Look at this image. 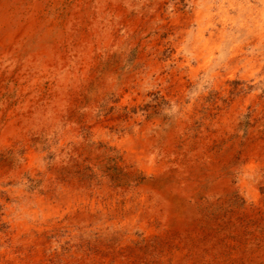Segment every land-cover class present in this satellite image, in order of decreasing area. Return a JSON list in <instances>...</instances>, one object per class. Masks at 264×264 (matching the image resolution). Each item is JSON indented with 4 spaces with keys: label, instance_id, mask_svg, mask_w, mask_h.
I'll use <instances>...</instances> for the list:
<instances>
[{
    "label": "rangeland",
    "instance_id": "rangeland-1",
    "mask_svg": "<svg viewBox=\"0 0 264 264\" xmlns=\"http://www.w3.org/2000/svg\"><path fill=\"white\" fill-rule=\"evenodd\" d=\"M50 1L63 20L85 4L80 30L88 43L75 42L85 51L78 82L65 93L40 96L55 99L54 125L0 144V189L14 194L9 199L1 190L0 202L17 205L39 231L29 249L15 248L16 216L4 222L0 204V264H173L163 246L182 250L191 264H264V95L248 98L252 71L210 81L211 51L192 69L184 66L176 44L193 13L186 0H116L114 7L106 0L102 13L97 3L104 0ZM95 19L104 25L99 32ZM19 74L7 75L8 114L27 97ZM126 137L151 138L162 168L148 172L128 160ZM28 147L38 155L29 157ZM251 182L257 198L245 186ZM67 187L92 194L107 187L122 213L148 195L161 217L150 231L138 220L106 216L104 205L86 207L82 222L54 212L46 217L37 198L57 203Z\"/></svg>",
    "mask_w": 264,
    "mask_h": 264
},
{
    "label": "bare ground",
    "instance_id": "bare-ground-1",
    "mask_svg": "<svg viewBox=\"0 0 264 264\" xmlns=\"http://www.w3.org/2000/svg\"><path fill=\"white\" fill-rule=\"evenodd\" d=\"M186 2L191 3L193 13L185 17L176 44V53L182 56L184 66L192 69L194 64L203 59L204 52L211 51L205 62L206 67L211 66L209 80L214 81L227 73L233 78L249 69L255 78L247 81L245 90L250 92L249 99L258 101L264 95V0ZM84 5L79 2L71 15L63 20L58 15L57 5L53 6L50 0H0V144L12 137L26 141L23 137L37 126L43 124L51 128L54 125L57 115L55 99L42 101L40 96L54 91L60 93L63 89L62 93H65L73 82L74 85L78 82L79 59L84 58L85 51L76 48L75 42L88 43L86 33L80 30L86 22ZM111 5L114 7L116 0H112ZM106 6V0L97 3L98 12ZM93 22L96 32L103 29L104 25L99 20L95 19ZM107 38L110 40L111 36ZM15 72L20 73L18 78H23L28 84L25 88L27 97L20 101L16 111L8 114L4 86L9 80L7 75ZM47 83L55 84V87L50 85L47 88ZM151 140L126 137L121 141L128 160L139 163L148 172L159 170L163 166ZM27 151H30L29 157L38 155L31 147ZM20 153L21 149L17 151V158ZM245 186L251 195L258 197L255 183H246ZM4 189L1 188L0 191ZM4 193L9 199L14 196L10 189H5ZM56 199L57 203L50 201L51 199L37 198L40 210L46 217L52 216L54 212V215L61 213L62 218L67 216L71 220L75 218L82 222L88 218L86 207L92 212L104 205L107 207L106 216L138 220L149 231L153 230L155 220L161 217L159 208L153 207L148 195L141 197L137 209H129L131 206L126 205L127 209L122 213L118 210L116 193L107 187L93 194L84 187H67ZM158 199L165 202L162 197ZM0 204L6 209L4 222L13 215L16 216L15 222L11 224L15 248L21 244L24 246L22 251L29 249L26 245L39 231L30 222L23 221V217L15 210L17 205L7 204L5 200H1ZM23 212L38 216L29 207H25ZM50 226L56 225L52 223ZM2 240L3 236L0 234V243ZM161 249L165 258H171L173 264L187 262L182 250H171L166 246Z\"/></svg>",
    "mask_w": 264,
    "mask_h": 264
}]
</instances>
